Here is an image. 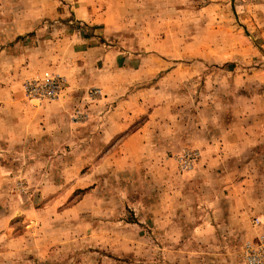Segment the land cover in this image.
I'll return each instance as SVG.
<instances>
[{"label": "rangeland", "instance_id": "obj_1", "mask_svg": "<svg viewBox=\"0 0 264 264\" xmlns=\"http://www.w3.org/2000/svg\"><path fill=\"white\" fill-rule=\"evenodd\" d=\"M261 234L264 0H0V264H247Z\"/></svg>", "mask_w": 264, "mask_h": 264}, {"label": "built area", "instance_id": "obj_2", "mask_svg": "<svg viewBox=\"0 0 264 264\" xmlns=\"http://www.w3.org/2000/svg\"><path fill=\"white\" fill-rule=\"evenodd\" d=\"M28 94L42 99H54L61 92L63 82L58 77H47L43 80L29 81L23 86ZM244 257L247 264H264V234L255 238V241L244 245Z\"/></svg>", "mask_w": 264, "mask_h": 264}]
</instances>
